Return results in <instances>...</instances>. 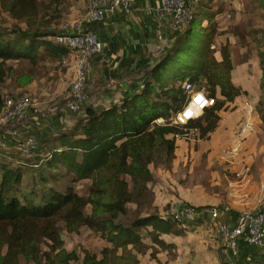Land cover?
<instances>
[{"label": "trees", "instance_id": "16d2710c", "mask_svg": "<svg viewBox=\"0 0 264 264\" xmlns=\"http://www.w3.org/2000/svg\"><path fill=\"white\" fill-rule=\"evenodd\" d=\"M26 1L13 0L7 12L16 20L29 18ZM210 3L200 0L195 8H188V24L118 103L45 138L37 146L36 163L29 165L33 170L25 167L19 151L16 166L7 162L13 154L11 149L0 151V264H138L137 254L149 248L144 239L167 248L171 245L162 236H179L202 222L184 225L149 209L141 211L140 207L144 203L141 199L153 198L149 185L155 179L150 166H170L175 158L176 136L196 128L198 136L206 139L217 127L218 112L246 94L231 80L233 66L227 50L220 49L218 60L211 49L216 29L209 23L219 12ZM25 23V30L11 32L0 26V86L12 76L8 62L33 65L44 53L55 59L68 54L54 41L62 32ZM91 30L83 26V32ZM257 58L261 108L264 51H259ZM186 80L195 84L205 80L215 104L186 126H176L170 119L189 101L182 88ZM13 82L18 83V78ZM2 95L0 92V111ZM258 114L264 121V110ZM160 119L163 122L157 123ZM64 176L68 182L63 181ZM84 180L89 181L86 198L75 192L76 183ZM87 207L89 214L84 213ZM128 212L127 219L122 220ZM82 228L95 230L108 245L99 257L86 249L80 254L65 249L61 232L76 234Z\"/></svg>", "mask_w": 264, "mask_h": 264}, {"label": "rangeland", "instance_id": "374dc122", "mask_svg": "<svg viewBox=\"0 0 264 264\" xmlns=\"http://www.w3.org/2000/svg\"><path fill=\"white\" fill-rule=\"evenodd\" d=\"M12 1L0 0V26L7 32L18 29L25 30L27 28L25 21L34 22L33 26L36 27L47 25L56 32L72 31L77 23H83L87 11V0H33V3L27 0L26 3L31 14L29 18H24L21 21L14 19L7 12V7L11 5ZM194 1L188 3L190 10L195 8L196 3L200 0ZM201 1L205 3L210 1V7L219 12L216 19L209 23V27L216 29L214 43L211 46L215 58L220 60V49L225 48L230 56L232 66L237 63L245 64L244 75L248 76L249 92L258 99L254 104L249 103L252 111L241 118L237 125L238 131L233 135L234 139L217 156L210 157V150L204 152L206 146H202L203 139L198 135H189L183 139H177L176 155L168 168L150 166L155 179L149 185L153 198L151 201L147 198L141 199L144 203L140 209L141 211L149 209L162 216L169 211L174 202L182 203L181 200L194 206L212 205L219 209L228 206L237 207L239 213L259 209L261 201L264 200V121L258 114L259 110H264V106L261 108L258 106L260 79H257L258 75L261 77V71L260 73L258 71L257 54L259 51H264V0ZM40 56L37 63L33 65L28 62H8V65H11L13 69L12 77L8 83L9 88L24 89L30 85L36 88L39 86L54 88L59 84L63 90L62 97L65 98L73 77V71L70 78L65 77L67 70L73 69L70 56L66 55L59 59L45 53ZM13 78H18L19 82H13ZM197 84L204 85L208 89L205 80ZM4 88L0 86V92L9 94V91L2 92ZM21 93H23L22 90ZM246 94L241 95L246 96ZM13 95L15 94L13 93ZM63 98L58 101L57 106L63 107L65 102ZM170 120L172 123L173 118ZM247 121L251 129L241 134L239 129ZM237 142H240L239 153L233 156L230 149ZM14 151L18 152L16 148ZM35 156L36 152L31 159L25 160V167L34 169L29 165L36 163ZM9 157L11 159L7 160L9 165L16 166L20 157L14 154H9ZM63 181L68 182V177L64 176ZM88 188V180L79 181L75 185V192L80 197L86 198ZM252 189L257 191V195L251 198L249 192ZM246 194L248 197L242 198ZM157 198L162 199L163 203H156ZM167 198L170 200H166ZM129 207L139 209L136 205H129ZM84 213L89 214L90 207H87ZM128 216L129 212L122 220H126ZM207 223L210 224L207 221L203 224ZM199 226L200 224L195 225L180 236L185 238L199 233L197 231L195 233V228ZM204 228L206 229V225ZM61 237L65 249L69 252L74 250L78 254L86 249L99 256L100 251L108 246L98 232L88 228H82L76 234L62 231ZM41 247L46 249L44 244H41ZM165 251L169 260L177 257L176 248H173L172 245L163 250V252Z\"/></svg>", "mask_w": 264, "mask_h": 264}, {"label": "crops", "instance_id": "0c3cea01", "mask_svg": "<svg viewBox=\"0 0 264 264\" xmlns=\"http://www.w3.org/2000/svg\"><path fill=\"white\" fill-rule=\"evenodd\" d=\"M132 3L134 13H117L115 17L92 27V31L102 46V51L92 59L86 84L88 98L80 113L71 115L65 110H61L56 115L48 113V108L59 104L58 101L63 98V90L59 84L54 88L51 86L36 88L32 85L24 89L9 88L8 83L11 76L2 85L3 88L5 87L2 92L9 91L16 95L20 94L22 90L23 94H28L40 107V112L36 116H33L30 111H26L18 121L0 128L1 138L7 142L14 155L19 156L14 149L17 142L27 134L35 135L39 148L45 138L71 128L77 120L88 114L118 103L138 85L142 72L152 66L157 57L173 43L178 32L173 30L170 21L157 20L146 13L148 10L153 11L160 8L162 0H132ZM159 34L162 36L161 41H157ZM70 63L73 66V62ZM244 65L239 63L233 65L231 80L236 87L247 92L246 96H238L218 112L219 121L216 129L208 135L206 138V140L209 139L208 141L203 139L201 142L202 146H206L204 152L210 150V157L217 156L234 139L233 135L238 131L239 121L249 112L244 104H254L258 99L249 92L248 76L244 75ZM72 71L73 69H68L65 77L70 78ZM258 71L260 73L259 69ZM257 79H260V75L257 76ZM63 99L65 100V98ZM11 130H16L17 134L11 136ZM7 159L11 160L9 156ZM249 194L252 198L257 195V191L252 189ZM244 197L247 198L248 194L242 196V198ZM157 202L160 204L163 203V200L157 198ZM181 202L191 204L187 201L181 200ZM177 204L179 203L174 202L173 205ZM237 210V207L231 206L219 209L218 220L233 226L236 216L239 214ZM205 222L202 221L200 226L195 228V233H199L193 234V236L185 238L180 235L162 236L165 243L176 248L177 257L173 260L168 259L166 251L163 252L167 248H160L150 243L149 239H144V244H147L149 248L144 254H137L138 264H252L258 260L259 250L246 245L242 239L238 242L239 256L230 259L225 257L222 252V243L213 238L212 226L208 223L203 224ZM153 250H155L153 253L155 259L151 258Z\"/></svg>", "mask_w": 264, "mask_h": 264}, {"label": "built area", "instance_id": "2783aa9c", "mask_svg": "<svg viewBox=\"0 0 264 264\" xmlns=\"http://www.w3.org/2000/svg\"><path fill=\"white\" fill-rule=\"evenodd\" d=\"M189 1L191 0H162L160 8L153 11L148 10L146 13L157 20H169L173 30L179 32L189 22ZM117 13H134L132 0H87V11L83 23H77L74 30L62 32L63 34L55 37L54 41L68 50L67 55L73 62V77L67 89L64 107L52 105L48 108V113L56 115L61 110H65L71 115H76L81 112L88 98L86 84L92 59L102 51V46L95 33L92 30L83 32V26L86 25L92 29L95 25L115 17ZM161 40L162 36L159 34L157 41ZM182 88L188 95L189 101L186 107L174 116L172 124L176 126H186L189 122L198 119L205 109L215 104V99L209 97L208 89L204 85L199 86L186 80L182 83ZM244 106L249 112L252 111L251 105L245 103ZM26 111H30L33 116L40 112L38 103L28 94L20 93L13 96L3 94L0 128L18 121ZM158 121L157 123H161ZM250 129L251 126L247 121L241 125L239 132L244 134ZM16 134V130L10 131L11 136ZM189 135H198V130L189 129L182 137L176 136V138L183 139ZM37 146L38 141L35 135L27 134L17 142L16 149L25 161L33 157ZM239 149L240 142H237L230 149V153L236 156ZM3 150L8 151L9 147L0 136V151ZM197 207L179 203L172 205L164 216L184 225H190L197 220L209 221L212 226L211 234L213 238L222 243V252L225 257L230 259L239 256L238 242L242 239L246 245L259 250V258L252 264H264V200L261 201L259 209L240 212L233 226L218 220L220 214L218 207L212 205H202L200 209Z\"/></svg>", "mask_w": 264, "mask_h": 264}]
</instances>
